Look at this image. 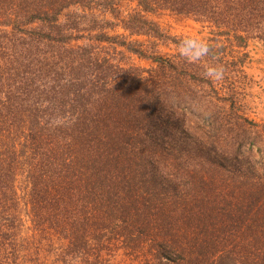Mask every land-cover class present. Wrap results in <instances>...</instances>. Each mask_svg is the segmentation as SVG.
<instances>
[{
    "label": "trees",
    "instance_id": "16d2710c",
    "mask_svg": "<svg viewBox=\"0 0 264 264\" xmlns=\"http://www.w3.org/2000/svg\"><path fill=\"white\" fill-rule=\"evenodd\" d=\"M74 6L113 18L81 15L93 40L155 66L73 47L81 23L60 17ZM159 10L214 25L210 54L182 55L184 39L148 17ZM262 14L264 0H137L126 13L118 0H0V220L24 165L32 221L67 242L69 263L264 264V125L245 110L240 51L253 33L264 42ZM213 65L222 79L205 76Z\"/></svg>",
    "mask_w": 264,
    "mask_h": 264
},
{
    "label": "rangeland",
    "instance_id": "374dc122",
    "mask_svg": "<svg viewBox=\"0 0 264 264\" xmlns=\"http://www.w3.org/2000/svg\"><path fill=\"white\" fill-rule=\"evenodd\" d=\"M118 3L123 13L137 7V0H118ZM84 12L94 15L99 21L113 20L108 12L101 9H87L84 11V9L77 6L66 9L60 17V23L62 25H71L72 22L73 24L81 23L80 25L82 26V32L75 34V36L81 35L80 39L76 38L77 40L71 42L73 47L91 45V47L97 48L98 52L100 51L102 54L111 57L114 63L123 67L135 66L150 69L155 66L152 61L142 59L119 45L108 42L98 43L93 40L94 36L102 32L99 30H94L92 33L88 32L89 26L92 27L94 23L91 18L84 20V22L81 21L80 17ZM261 16L264 18V14ZM148 17L154 20L162 31L171 37L170 39L195 37L207 41L215 37L217 32L216 27L207 21L197 20L193 16L180 15L168 10H159L154 14H149ZM114 21L115 23L117 22L116 20ZM105 32L110 36L125 35V32L118 27L112 30L108 29ZM257 35L253 33L246 49H240L241 53L248 55L244 67L247 76L242 79L245 84L241 82V91L244 93L243 102L248 117L264 125V42ZM132 39L147 40L145 37L136 36ZM170 39L160 43L158 46V49L165 56L175 53L177 50ZM98 48L101 49L98 50ZM13 176L12 182L17 191L18 202L2 211L4 217L0 222L8 223L13 218L16 220L13 228L11 226L7 227L9 224L0 226V244L4 241V243L13 242L16 252L13 251L12 253L16 254H9L11 250L5 248L6 251L0 247V264H72L69 263V259L66 260L67 263L64 256L61 255V246H66L67 242L57 235L49 236L48 232L39 231V228L35 227L32 221L31 206L28 204L29 196L27 194L30 182L27 178L26 166L17 167V171ZM2 231L8 234L7 238H4ZM62 260L65 262H62Z\"/></svg>",
    "mask_w": 264,
    "mask_h": 264
},
{
    "label": "clouds",
    "instance_id": "9594fccd",
    "mask_svg": "<svg viewBox=\"0 0 264 264\" xmlns=\"http://www.w3.org/2000/svg\"><path fill=\"white\" fill-rule=\"evenodd\" d=\"M181 54L188 59H200L211 52V46L207 41L195 37L185 38L179 45ZM225 69L222 65H213L207 67L205 76L209 79L220 80L224 76Z\"/></svg>",
    "mask_w": 264,
    "mask_h": 264
}]
</instances>
